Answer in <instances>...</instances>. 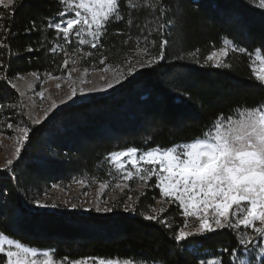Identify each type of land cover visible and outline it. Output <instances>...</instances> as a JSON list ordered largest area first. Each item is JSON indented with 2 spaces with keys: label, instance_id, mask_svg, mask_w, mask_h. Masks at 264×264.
Here are the masks:
<instances>
[{
  "label": "trees",
  "instance_id": "1",
  "mask_svg": "<svg viewBox=\"0 0 264 264\" xmlns=\"http://www.w3.org/2000/svg\"><path fill=\"white\" fill-rule=\"evenodd\" d=\"M133 2L143 4L145 0ZM27 3L30 6L17 12L14 21H4L18 34L10 41L12 47L5 50L3 57L5 62L11 61L8 74L15 77L31 71L41 74L52 71L58 75L61 70L57 66L65 58L62 54L53 59L47 54L24 52L29 44L38 47L41 39L47 46L57 41L54 30L29 35L24 29L33 20L37 23L49 18L58 20V12L64 10L65 5L61 0H27ZM126 3L127 0H122V12L126 19L134 21L133 26L109 25L108 33L101 40L103 49L99 51L79 46L74 38L69 52L76 48L73 54L94 53L92 57L83 55L82 63L98 65L103 55L107 57L105 64L116 65L145 47L142 37L154 31L155 18L146 9L124 8ZM183 16L182 37L177 39L173 34L166 57L159 65L140 70L108 95L67 106L33 128L16 168V179L0 172V231L39 250L52 249L55 257H68L67 263L92 256L129 259L135 263L143 260L151 264L152 259L159 260L163 256L166 264H198L199 258H215L212 254L221 247L237 246L233 234L223 230L215 234L214 239L203 241L199 252L191 256L184 252L177 255L174 241L166 230L138 215L141 211L149 213L161 199L159 189L153 186L155 179H151L143 195L132 193L137 201L135 216L119 208L103 214L40 211L29 202L52 184L73 178L115 182L114 171L105 159L109 152L128 147L140 151L157 146L164 149L189 142L208 131L221 113L227 116L233 109L256 106L264 100V89L255 83L250 61L257 48L264 56V16L260 10L244 0H185ZM136 25L144 26L145 31L140 32ZM117 30L124 34L115 35ZM129 36L132 39L124 44ZM138 36L141 37L139 42ZM225 36L249 50L246 54L230 51L226 61L229 69L200 67L187 58L188 52L199 48L198 57L203 60L213 46H222ZM152 39L149 36V40ZM149 47L151 51L157 50ZM181 54L186 59L176 60ZM16 56L21 58L16 59ZM3 74L0 69V75ZM0 96L17 104L23 102L26 112L23 97L2 81ZM136 185L129 183L131 188ZM161 218L172 223L175 229L181 227L183 221L178 208L171 205ZM205 249L209 251L206 253ZM221 258L228 264L227 254Z\"/></svg>",
  "mask_w": 264,
  "mask_h": 264
},
{
  "label": "snow or ice",
  "instance_id": "2",
  "mask_svg": "<svg viewBox=\"0 0 264 264\" xmlns=\"http://www.w3.org/2000/svg\"><path fill=\"white\" fill-rule=\"evenodd\" d=\"M61 2L66 7L58 12V20L49 18L40 23L33 20L24 29L25 34L29 35L33 32L54 30L59 39L50 46L41 39L38 47L29 44L24 48V52L47 54L53 59L62 54L65 58L57 67L66 73L65 75H54L52 71H46L43 78L37 71H31L28 75L42 84L47 83L48 79L56 81L57 95L62 89V80L67 82L69 91L60 97L59 103L51 95L45 96L47 89L36 92L35 95L41 100L50 101L48 107L43 109V115L25 112L23 102L17 104L0 96V100L4 101L0 102V125L5 126L0 128V136L5 135L6 130L14 133L9 135V138L14 140V151L0 166V172L10 175L13 179H16V168L35 126L41 125L60 105L68 101L75 102L76 99H86L90 94L114 89L116 85H122L123 81L130 77L134 78L140 70L159 65L166 57V50L173 34L177 39L182 37L185 0H145L143 4L127 0L124 8L132 11L146 9L155 18L154 31H149L142 37L145 47L139 49L135 59L126 57L123 63L100 69L99 79L103 81L102 85L83 78L77 82L72 78V73L79 71L75 67L78 60H72L73 66L69 68L68 59L77 51L73 48L72 52H69L74 38L79 46L89 45L91 49L99 51L103 49L101 40L108 33L109 25L116 23L131 27L134 21L131 18L126 19L123 14L122 0H61ZM244 3L260 10L264 16V0H244ZM28 6L30 4L27 0H0V69L5 73L0 75V81L15 90L20 97H24L25 92L14 79L20 81L25 80V77L19 74L13 77L8 74L11 61L5 62L3 59L5 50L12 47L10 41L18 34L4 21L5 19L14 21L16 13ZM235 19L238 20L239 17ZM136 27L142 33L145 31L144 26ZM123 34L121 30L115 33L118 36ZM149 36L153 39L149 40ZM131 39L129 36L123 43L128 44ZM140 39L138 36L137 41ZM149 46L157 50L151 51ZM230 51L240 54L249 52L246 47L225 36L222 38V46H213V50L204 56L203 60L198 57L199 48L188 52L187 58L194 60L200 67L229 69L230 64L226 61ZM256 52L251 72L255 83L264 89V56L259 55V48ZM93 55L91 51L84 53L85 57ZM20 58L16 56V59ZM106 59V56L101 55L99 63L104 65ZM175 59L183 61L186 56L181 54ZM33 87L32 81L27 82L28 89ZM125 158L127 164L135 171L127 170ZM105 159L113 164L118 172L124 170L121 177L123 181L131 180L134 176L139 177L142 182L138 186L141 195L149 186L148 180L155 177L156 182L153 186L159 189L161 196V200H157L156 203L178 205L180 215L183 217L182 226L175 229L172 223L161 218V214L166 211L163 206L151 207V214L143 211L138 213L137 201L133 200L131 195H128L124 202L116 201L115 197H112L114 202L111 204L107 199L101 202L99 195L92 203L84 201L77 204L68 200H64L62 204L46 203L43 199L37 198L29 202L39 208L63 206L96 213H112L119 208L133 216L138 213L143 220L154 222L166 230L174 241L173 246L177 255L184 252L191 256L192 253L200 251L203 241L212 240L215 234L228 230L233 234L237 246L231 249L221 247L217 253L212 254L215 258H199L198 264H224L221 258L224 254L228 255V264H264V100L256 106H244L242 110L233 109L227 116L221 113L208 131L189 142L176 143L164 149L157 146L143 152L136 147H128L126 150L109 152ZM73 182L84 184L83 180ZM58 187L57 184L51 185L52 189ZM108 187L107 183L99 184L100 189ZM127 188V183L115 184V189L122 192ZM43 195L46 198L48 193L45 192ZM84 196H87V192ZM208 251L205 249L206 253ZM57 259L64 264L68 257L57 258L52 249L40 251L0 231V264H57ZM71 264H120V261L89 256L72 260ZM122 264H134V261L124 259ZM140 264H145V261L141 260ZM151 264H166V260L162 256L159 260L152 259Z\"/></svg>",
  "mask_w": 264,
  "mask_h": 264
},
{
  "label": "rangeland",
  "instance_id": "3",
  "mask_svg": "<svg viewBox=\"0 0 264 264\" xmlns=\"http://www.w3.org/2000/svg\"><path fill=\"white\" fill-rule=\"evenodd\" d=\"M65 7H66V5H65ZM85 46H89V45H85ZM83 55H84L83 53H79V54H72L70 57H68V59L70 61L69 68H71L73 66L71 63L72 60H74V59L78 60V63L75 65V67H77L79 69V71L72 73V78L74 80H77V82L80 78H83L85 80H91L93 83H95L97 85H102L103 81H101L99 79V76L101 74L100 69L107 67L108 65H111V64L101 65L99 63L97 65L94 62H88V61H85L82 63L81 59H82ZM256 55H257L256 51H254L253 54H251V60H250L251 61V67L253 66V62L255 61ZM259 55H261L260 52H259ZM130 57L132 59L137 58V52L135 54H133V56H130ZM257 65H258V62H257ZM43 74L44 73L41 74L42 78H43ZM65 74L66 73L61 71V73L58 75H65ZM22 76L25 77V80H20V81L14 80V82L17 83L18 86L20 87V89L25 92V96L23 97V99H24V103H25V107H26V112H31L33 115H43V109L47 108L49 103H50L49 100H41V98L39 96L35 95L36 92H38L42 89H47V91L45 92V96L47 97V96L51 95L53 98L57 99V103H59L60 97L64 96L69 91V87H68L67 82H65L63 80L61 81L62 89L59 91V95H57V90L55 88L56 81H54L52 79H48L47 83L42 84L41 81H34V78L30 77L28 74H25ZM29 81H32L34 84V87L32 89L27 88V82H29ZM77 86H78V84H77ZM85 86H89V85H85ZM117 86L118 85H116L115 87H117ZM112 90L113 89H109L106 92H98V93L90 94L86 99H76L75 102L68 101L66 104L60 105L59 108L57 110H55L53 114H55L56 112L60 111L61 109L65 108L67 106L81 103L83 101L88 100L89 98L94 97V96L108 95ZM0 128H4V127L0 126ZM9 135H14V133H12L11 130H6V134L0 136V166H2L4 164L6 159L14 151V140L10 139ZM145 151H147V150H145ZM141 152H143V151H141ZM108 163L114 171L113 177L115 179V182L110 183V182L95 181L93 183L92 180H89L87 178L86 179L73 178L69 182L57 183V185H59V187L56 189H52L50 187L46 190H43L44 191L43 194L45 192L48 193V196L46 198L44 197L43 194L41 196L35 197V198L43 199L46 203L56 202V203H60V204H62V202L64 200H68L70 203H77V204H80L84 201H88L89 203H92V202H94V199L97 197V195H99L101 202H103L105 199H107L109 204L114 202L112 200V197H115L116 201L124 202L127 200V196L131 195L133 197V200H134V195L132 193H134V192L140 193V191L138 190V186L142 182L139 180V177L134 176L131 180L123 181L121 179V177L123 175L124 170H121L118 172L115 169V166L113 164H111L109 161H108ZM125 163H126L127 170L135 171V169H133L130 164H127V158H125ZM151 179H155V177H152L148 180V182H147L148 185H150V181H152ZM74 180H83L84 184L74 183L73 182ZM117 182L122 183V184L127 183L128 188L125 189L123 192L120 191L119 189H115V184ZM132 182L137 184L135 186V188H131L129 186V183H132ZM100 183H107L109 185V187L107 189H100L99 188ZM85 192H87V196H84ZM170 205L178 208V205H176V204L163 203L162 205H158L155 202V207H157V208L163 206L165 209H167V207ZM35 207L38 208L40 211L46 210L49 212L51 211V212H57V213H77V214L82 213V214H85L88 212H92L93 214H97L95 211H84L83 209L73 210L71 208H65L63 206L57 207V208H50V207L49 208H39L37 206H35ZM178 210H179V212L181 211L179 208H178ZM99 214H103V213H99ZM148 214H151V211ZM40 251H43V250H40ZM118 261H120V264H122V262H123V260H118ZM67 262L68 261H65L64 264H71V262H69V263H67ZM57 264H61V260H57ZM134 264H140V263L134 262Z\"/></svg>",
  "mask_w": 264,
  "mask_h": 264
}]
</instances>
